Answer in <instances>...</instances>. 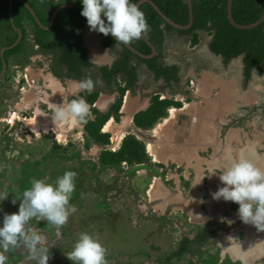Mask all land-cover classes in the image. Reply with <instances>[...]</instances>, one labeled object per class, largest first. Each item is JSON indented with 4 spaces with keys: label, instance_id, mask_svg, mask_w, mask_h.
<instances>
[{
    "label": "rangeland",
    "instance_id": "rangeland-1",
    "mask_svg": "<svg viewBox=\"0 0 264 264\" xmlns=\"http://www.w3.org/2000/svg\"><path fill=\"white\" fill-rule=\"evenodd\" d=\"M22 28L25 30L27 53L10 57L5 72L0 76V194L8 195L6 199L0 200V227L3 226L5 213L18 212L19 199L23 191L31 186L33 179L47 177L51 183L65 171L71 170L78 174L76 190L70 201L77 211L69 218L68 223L57 232L46 221H31V225L47 238L51 254L48 264H73L67 259L66 253L73 249L74 243L71 241H76L82 232L99 237L107 252H111L106 254L108 264H208L209 261H216L217 264L223 257L238 261L221 248V243L226 238L232 244H242L247 239L245 232L255 227L245 224L238 212L228 214V210L224 211L222 231L214 239L202 245L194 244L184 256L179 259L171 258L166 262L165 259L177 250L183 239L191 240L204 225L212 224L208 222L209 213L205 214L207 210L192 206L195 216L190 219L180 213L179 209L168 207L166 202L171 199L172 194L169 189L158 185L154 187L162 180L147 169L138 167L136 172L130 174L131 167L126 164L116 167L101 166L98 161L99 148H95L86 139L81 127L72 129L67 138L59 132L43 136L49 129L39 112L46 111V108L41 110L39 107L40 110L37 111L39 108L36 96L31 92L36 81L20 91L15 79L24 74H27L28 79H34L39 69H44L55 60V55L33 47L31 23L23 22ZM210 41L211 36L205 33L198 35L196 44H192L189 36H179L175 32L167 34L163 51L165 61L178 66L180 76V83L171 88H165L162 82H155L143 66H138L140 79L131 92L132 96L139 95L142 99H148L153 93L159 92L161 98H172L181 103L179 109L169 108L166 117L157 122L154 129L143 131L147 135H156L155 140L161 138L159 132L168 127L170 122L175 125L179 123L182 126L180 134L187 129L192 132L188 136L187 133L183 136L176 135L178 138L174 139L179 147H189L196 145L193 124L206 120L210 123L207 130L210 145L201 147L200 151L207 166L205 174L212 173L211 168L213 172H219L214 168L221 169V166L229 165L241 155L252 160L257 158L254 161L264 167V117L254 115L242 127L226 130L222 128L231 123L241 107L264 106V63L260 73L252 71L251 77L246 80L241 59L226 61L214 56L208 50ZM117 52L118 47L110 53V59ZM91 75L93 74L86 78H92ZM181 92L188 93L190 100L187 101ZM107 102L109 99L102 97L98 108L105 111ZM125 118L123 114L122 128L130 124L124 122ZM27 120L37 124L36 132L25 125ZM113 127L117 129L120 125L112 120L110 128L105 132L111 131ZM115 131L120 132L122 139L126 135L121 128ZM168 132H172V129ZM129 133L132 134L130 130ZM227 133L230 134L225 144L224 136ZM170 136L165 134L163 142L169 141ZM192 136L194 141H191ZM56 138L59 142L66 139V145L58 143ZM109 140V147H114V136L110 135ZM145 142L148 143L147 147L150 146L152 152H149L153 160L157 161L152 145ZM54 144L58 147L53 148ZM223 148L226 149L225 158L221 154ZM165 164V171L157 168L156 171L165 173L167 187L173 188L172 181L179 171L177 168L169 169L170 163ZM154 178L156 181L151 191H148ZM14 198L17 199L15 204L12 203ZM156 200L159 201L155 203ZM260 247L264 251V235ZM6 255L8 264H36L23 246ZM253 264H264V256L255 258Z\"/></svg>",
    "mask_w": 264,
    "mask_h": 264
},
{
    "label": "trees",
    "instance_id": "trees-1",
    "mask_svg": "<svg viewBox=\"0 0 264 264\" xmlns=\"http://www.w3.org/2000/svg\"><path fill=\"white\" fill-rule=\"evenodd\" d=\"M8 1L0 0V49L11 46L17 39V32L11 26L8 14ZM27 1V0H25ZM45 10H41V15L37 18L42 26L47 27L52 12L60 5H71V0H37ZM139 0H131L137 3ZM169 19L179 25L188 23V9L186 0H150ZM28 2V1H27ZM193 22L188 30H175L167 25L147 3L140 5V10L144 12L150 31L145 37L155 48V55L150 59H142L131 53L125 47L109 36L100 33L101 45L104 48L112 49L118 45L120 52L110 67H99L100 76L108 91H115L117 96L114 103L106 114H100L94 108L91 109L93 118L87 123H82L83 132L86 139L101 147L98 161L103 167H116L126 164L131 167L130 174L136 172L138 167H142L159 175L156 168H165L162 163H154L146 152L145 145L133 134L123 137L119 148L115 151L108 149L110 145V134L103 132V127L109 119L119 123L120 108L122 99L126 91L134 89L139 76L137 67L143 66L151 73L154 81H161L165 88H171L180 83L179 67L165 61L164 46L166 36L170 32H175L179 36L191 37L192 44L197 43L200 33L211 36L208 50L214 56L221 57L226 61L240 58L243 65V74L246 80L251 77L252 71L261 72L264 63V22L249 30H240L232 27L226 18L227 0H191ZM37 14V10L29 4ZM83 9L82 0H75L71 7L59 10L55 16L50 29L40 28L19 0L12 1V16L16 28L21 30L19 43L11 49L3 52L5 64L12 56L23 52L26 35L22 28L23 22L31 23L33 26L32 39L38 48L44 52L57 53V63L64 65L67 72L75 78L82 76L84 68L94 67L87 60V51L83 45V31L85 17L81 15ZM264 11V0H233L231 13L234 21L241 25H247L260 18ZM106 20V18H104ZM135 50L150 55L151 49L142 39L134 40L130 44ZM2 70V60L0 58V72ZM124 82L120 86L118 82ZM189 101L188 93L181 92ZM97 98V93L93 92L89 96V103L92 105ZM261 107V108H260ZM169 108H181V103L172 98H161L156 92L150 100L146 109L133 115L132 123L136 129L150 130L161 119L165 118ZM240 115V116H238ZM237 116L232 118L231 123L223 126L224 130L233 127H242L246 120L254 115L264 117V106L241 107ZM58 145L54 144L53 148ZM173 166H171L172 168ZM162 177V174H161ZM229 210L238 211V204L229 203ZM216 230H210L207 226L201 228V232L192 240L183 239L181 245L169 257L165 259L169 262L171 258L179 259L187 254L195 244H201L206 239L214 237ZM208 264H216V261H209ZM239 264V263H237Z\"/></svg>",
    "mask_w": 264,
    "mask_h": 264
},
{
    "label": "clouds",
    "instance_id": "clouds-1",
    "mask_svg": "<svg viewBox=\"0 0 264 264\" xmlns=\"http://www.w3.org/2000/svg\"><path fill=\"white\" fill-rule=\"evenodd\" d=\"M82 4L81 15L86 18L90 30L105 36L111 34L117 44H131L146 37L150 31L144 12L131 0H82ZM98 83L87 77L77 83V90L91 94ZM51 111L55 122L87 123L93 118L90 105L83 97L59 105L53 103ZM77 175L69 170L51 183L47 177L32 180L19 199L18 212L4 214L0 227V264H8L6 253L21 246L28 250L29 258L36 264H48L51 254L47 238L31 225V221H46L59 232L77 211L70 203L76 190ZM219 180L224 186L212 193L213 199L238 204L239 218L264 231V167L241 155L220 169ZM7 196L0 194V200ZM16 201L14 198L12 203ZM106 254L98 236L82 232L66 257L73 264H108Z\"/></svg>",
    "mask_w": 264,
    "mask_h": 264
},
{
    "label": "crops",
    "instance_id": "crops-1",
    "mask_svg": "<svg viewBox=\"0 0 264 264\" xmlns=\"http://www.w3.org/2000/svg\"><path fill=\"white\" fill-rule=\"evenodd\" d=\"M88 35L93 40L94 45L96 47V50L98 52V55L100 56V58H98V59L90 54V51H89V48H88V45L86 42ZM30 37L32 38V36H30ZM82 39H83V45L87 51V60L91 64H93L94 67L84 68L82 70V76L77 79L71 73L69 74L67 72V68L64 65H60L57 63V56H58L57 53L47 52V53L55 55V60H53L49 66H47V67L45 66L44 69H39V71L37 73H35V78L30 79L33 82L36 81V85L33 87V89H31V92H33L36 96V102H37L38 108L40 107L41 110L46 108V111H39L40 108L37 109V111L41 112V117L48 124L49 130L46 134H44L42 132L43 136L48 135L49 133L55 134V132H59L64 138H67V134L70 131H72V129H74L75 127H81L82 132H83L82 122L61 123V122L53 121V119H52L53 113L51 111V109L53 107V103L59 105L63 101L69 102L71 99L83 97L86 99V101L90 105L91 109L94 108L100 114H106L109 111L112 104L114 103V100L117 96V93L115 91H108L106 89V86H105V84H104V82L100 76L98 68L111 66L113 61L119 55V52H120L119 46L115 45L112 49H107V48L102 47V45H101L102 38L100 36V33L90 30V28L87 24L86 18H85V23H84V31H83ZM32 43H33L32 45L34 48H38V46L34 43L33 39H32ZM117 47H118V52H117L116 56L113 57L112 59H110V53H112ZM42 52H44V51H42ZM26 53H27V46L24 45L23 52L16 55V57L19 55L22 56ZM90 71L92 73H90ZM137 73H138V69H137ZM89 74H93L91 76H92V79L94 81L100 82L96 85L95 90L93 91V92L97 93V98L92 105L88 101L90 94L87 93L86 91H78L77 90V83L79 81L85 79L86 76ZM138 76H139V73H138ZM151 77H152V75H151ZM139 79H140V76H139ZM139 79H138V82H139ZM118 82L120 83V86H124V82H120V79H118ZM138 82H137V84H138ZM26 87L27 86H25V88ZM131 92H132L131 90L125 92L123 99H122V105L120 108V112H119L120 113V116H119L120 127H118V128H121V130L123 132H125L124 134H126V135L131 134V133H129V130L132 132L133 129H136L132 123L133 115L139 111L146 109L148 104H149L150 98L153 95H155V93H153V95L150 96L148 99H145V98L142 99L141 96H139V95L138 96H132ZM102 97L109 99V102H107V106H106L105 111H102L97 106L98 102L102 99ZM125 100H127L129 102V105L132 108L130 110V112H128V114H127L128 117L125 115V112L123 110V105H124L123 102H125ZM123 114L126 117L124 119V122L130 123L128 125V127H124V128L121 127ZM156 124L154 126H156ZM193 125H194V130H195L194 133H195V137H196V139H195L196 145L192 144V146H189V147H184V146L179 147V143H177V141H175V139H174L175 137L178 138V136H176V135L183 136L184 134L187 133V136H188L191 134L192 131H190L186 128L187 131L185 130L186 131L185 133L180 134L179 133L181 131L180 128L182 127L181 124L178 123L177 125H175L174 122H170L168 127L163 128L164 130L159 132L160 133L159 135H161V138L160 137H159V139L156 138L155 140H153L152 142L149 143L153 147V151H154V154L157 158V161L153 160L154 158L151 156L152 154L150 155L149 150H146V152L153 162L162 163L164 165H166L165 163H167V164L170 163V165L173 164L176 167L181 168V173L176 175V179H174L172 181V184L174 185L173 188L167 187L168 185L166 183H164L163 181L162 182L160 181V183H159L160 185L155 184V186H154V187H157V185H158V187L160 186L162 188H165L166 190L169 189L168 191L172 195L170 196L171 199L168 200V202H166L168 204V207H172L174 209H179L180 213L187 215L191 219L192 217L195 216V213H193L194 209L192 208V206H194V205L198 206V207L200 206V207L204 208V210L205 209L207 210L205 214L209 213V217H210V220L208 222H212V221H214V219L220 218L221 214H223L224 211L229 210V203L230 202L224 201L223 199H220V200H214L213 199L212 193L216 192L218 190V188L223 187L224 185L219 180V175L216 172L213 173L212 168H211L212 173H210V174L204 173L207 170L206 169L207 166L204 163V155L203 154L200 155V151H202L201 150L202 148L210 145L209 144V135L207 134V133H209V132H207V130L209 128L210 123H209V121L201 120V122L198 121V122L194 123ZM154 128L155 127H153L152 129H154ZM111 129L112 130L111 131L109 130V132H105L104 130H103V132L108 133V134L113 136V132L117 129L115 127L111 128ZM152 129H150V130H152ZM170 129H172V132H168V130L170 131ZM83 134H84V132H83ZM165 134H170L171 136H170L169 141L163 142L162 137L165 136ZM228 134H230V133H227L224 136V143L225 144L227 142ZM126 135H124V136H126ZM153 136L155 137L156 135H153ZM172 139H174V141H172ZM56 141L62 145H66V139L65 140L63 139L62 142H59L56 138ZM191 141H194L193 136H192ZM143 143L145 145V149H147L148 143H146V142H143ZM91 144L93 146H95V148H99V150H101V147L97 146L96 144H94L92 142H91ZM116 145H117V143H116ZM119 145L120 144H118V148H119ZM225 151H226V149L223 148L221 154L224 155ZM225 155L222 157L225 158L226 157ZM254 160H257V158ZM225 166L226 165H223L221 167L223 168ZM218 168L217 169L214 168V169L220 170ZM186 173L188 175L192 174L191 177L190 176L188 177V175ZM154 181H156L155 178L149 184L148 191H151L153 184H154ZM162 200H165V199H162ZM158 201L159 200H156L155 203H157ZM230 213H233V212L231 211ZM197 216H199L198 213H197ZM260 240H261V238H260ZM260 240L258 241V243L261 244ZM234 245H237V244H234ZM236 259H238V258H236Z\"/></svg>",
    "mask_w": 264,
    "mask_h": 264
},
{
    "label": "water",
    "instance_id": "water-1",
    "mask_svg": "<svg viewBox=\"0 0 264 264\" xmlns=\"http://www.w3.org/2000/svg\"><path fill=\"white\" fill-rule=\"evenodd\" d=\"M12 1L13 0H9L8 1V14H9V20H10V23H11V26L13 27V29L17 32V39L16 41L11 45V46H8V47H3L0 49V58L2 60V71L0 73V76L5 72V69H6V64H5V61L3 60V52L5 50H8V49H11L13 48L14 46H16L20 39H21V31L20 29L16 28L15 25H14V22H13V16H12ZM21 2V4L27 9V11L30 13V15L32 16V18L34 19L35 23L42 29H45V30H48L51 28L52 24H53V21L55 19V16L57 14V12L63 8H67V7H71L75 4V0H71L72 1V4L71 5H60L59 7H57L51 14V17H50V20H49V24L47 27H44L41 25V23L39 22L38 18L36 17V14L34 12V10L28 5V3L24 0H19ZM232 1L233 0H227V5H226V18L229 22V24L236 28V29H240V30H249V29H253L259 25H261L263 22H264V11L262 13V15L260 16L259 19H257L255 22L251 23V24H247V25H241V24H238L234 21L233 17H232V13H231V7H232ZM143 3H147L149 4L153 9L154 11L158 14V16L167 24L169 25L170 27H172L173 29L175 30H179V31H182V30H188L191 28L192 26V22H193V13H192V3H191V0H186V4H187V9H188V23L186 25H179L177 23H175L174 21H172L171 19H169L165 14H163L159 9L158 7L150 0H139L136 4L140 7V5H142ZM105 22L107 23V20H105ZM109 37H111L112 39L115 40V38L109 34L108 35ZM143 41L146 42V44L150 47L151 49V54L150 55H144L140 52H138L137 50H135L130 44L128 45H125V44H119L123 47H125L127 50H129L131 53H133L134 55H136L137 57L139 58H142V59H150L152 58L154 55H155V48L154 46L146 40L145 37H142L141 38ZM116 41V40H115ZM132 134L138 139V140H143L144 142L147 141V142H152L154 140V136L153 135H147L143 130H140V129H133L132 130ZM71 242L75 243L76 241L75 240H72ZM107 253H111V252H107Z\"/></svg>",
    "mask_w": 264,
    "mask_h": 264
},
{
    "label": "bare ground",
    "instance_id": "bare-ground-1",
    "mask_svg": "<svg viewBox=\"0 0 264 264\" xmlns=\"http://www.w3.org/2000/svg\"><path fill=\"white\" fill-rule=\"evenodd\" d=\"M86 42H87L90 54L98 59L99 55H98L97 50L95 49L96 47L94 45L93 40L90 37H88L86 39ZM131 109L132 108L130 107L129 102L125 100L124 105H123V110L126 116L128 112H130ZM111 124H112V119H110L105 124L103 130L105 131L106 129L110 128ZM25 125L29 127L32 132L37 131V124L33 122L32 120L25 121ZM113 136L118 145L119 142L122 140V136H120V132L115 131L113 133ZM147 149L151 151L150 146H148ZM245 233H246L247 239L242 244L237 243V245H234L231 243V241L228 238H226V240L221 243V248L223 252L229 254L231 257L240 259L243 264H253V260L255 258L258 259L264 256L263 248L260 247L261 245L260 243H258L263 231L258 230L256 227H253L252 229H249Z\"/></svg>",
    "mask_w": 264,
    "mask_h": 264
},
{
    "label": "flooded vegetation",
    "instance_id": "flooded-vegetation-1",
    "mask_svg": "<svg viewBox=\"0 0 264 264\" xmlns=\"http://www.w3.org/2000/svg\"><path fill=\"white\" fill-rule=\"evenodd\" d=\"M25 1V0H24ZM28 1V2H27ZM26 2L28 3V5L29 4H31L36 10H37V14H36V12H35V14H36V17H37V15H41L42 13H41V10H45V8H44V6H42L40 3H38V1L37 0H34V2L32 1V0H27ZM30 6V5H29ZM31 7V6H30ZM32 8V7H31ZM33 9V8H32ZM21 31V30H20ZM88 37H90L89 35H88ZM96 49V48H95ZM159 82H161V81H159ZM136 87H137V85H136ZM135 87V88H136ZM135 88L134 89H132L131 91L133 92L134 90H135ZM155 163V162H154ZM157 163V162H156ZM165 166V165H164ZM171 166H173L172 168H177L178 170L177 171H179V173H181V170H180V168L179 167H176V166H174L173 164L171 165ZM171 166L169 167V169H172L171 168ZM159 169V168H158ZM160 170H163V171H165L166 170V166H165V168H160ZM157 172H159V171H157ZM159 175V177L161 178V180L162 181H164L165 183L167 182V180L165 179L164 180V177H165V173H162V172H159L158 173ZM161 174H162V177H161ZM217 174H219V172H217ZM238 208H239V205H238ZM231 211L230 210H228V214L230 213ZM238 212V211H237ZM222 216H220V218H219V220L218 219H214V221H212V224H209V223H207L206 225H204V226H207L208 227V229H210V230H216L218 227H220V228H222V226H221V224H223V221H225V220H223L225 217V214H221ZM216 220V221H215ZM212 225V226H211ZM203 226V227H204ZM202 227V228H203ZM219 231H222V229H220V230H217V232H216V234L214 235V237H211V238H208V239H206L204 242H202L201 243V245L203 244V243H205L206 241H211L212 239H214L215 237H216V235L218 234V232ZM201 232V229L198 231V232H196L195 233V235L193 236V238L192 239H194L199 233ZM264 235V232H263V234H262V236ZM262 236H261V240H260V242L262 241ZM191 239V240H192ZM196 245L198 244V243H195ZM198 245H200V244H198ZM261 245V244H260ZM175 252V251H174ZM173 253V252H172ZM238 261H235V260H233V259H230L229 257H223V258H220V260L218 261V263L217 264H237V263H239V264H243L242 262H241V260L240 259H237Z\"/></svg>",
    "mask_w": 264,
    "mask_h": 264
},
{
    "label": "built area",
    "instance_id": "built-area-1",
    "mask_svg": "<svg viewBox=\"0 0 264 264\" xmlns=\"http://www.w3.org/2000/svg\"><path fill=\"white\" fill-rule=\"evenodd\" d=\"M22 80L24 83H22ZM16 84L19 86L20 91H23L25 89V86H30V83L32 84L33 81L28 79L27 74H24L23 76L18 75L17 78L15 79ZM110 151H115L118 149V145H115L114 147H108Z\"/></svg>",
    "mask_w": 264,
    "mask_h": 264
}]
</instances>
